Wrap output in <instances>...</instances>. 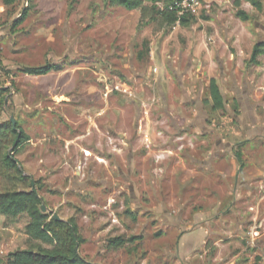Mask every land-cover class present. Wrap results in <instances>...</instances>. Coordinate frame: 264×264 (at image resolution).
<instances>
[{"label": "rangeland", "instance_id": "rangeland-1", "mask_svg": "<svg viewBox=\"0 0 264 264\" xmlns=\"http://www.w3.org/2000/svg\"><path fill=\"white\" fill-rule=\"evenodd\" d=\"M172 1L145 0L143 15L108 0H0V131L13 118L25 132L11 155L46 213L77 222L89 262L264 264V55L250 63L264 0H208L184 27L158 14ZM45 64L57 69L20 72ZM10 182L0 175L2 189L29 188ZM28 222L0 217V264L49 247ZM118 237L135 240L110 248Z\"/></svg>", "mask_w": 264, "mask_h": 264}, {"label": "trees", "instance_id": "trees-1", "mask_svg": "<svg viewBox=\"0 0 264 264\" xmlns=\"http://www.w3.org/2000/svg\"><path fill=\"white\" fill-rule=\"evenodd\" d=\"M19 0H2L5 6H14ZM111 6H122L128 10H140L144 15L147 6L145 0H108ZM153 4H157L160 0H148ZM174 5L172 1L166 6L164 12H159L165 22L169 26L177 23L181 26H187L194 21V16H184L179 18L176 9L171 10ZM242 20L249 18L244 13H239ZM26 13L15 22V26H20ZM191 20V21H190ZM264 55V43L256 44L251 53L250 63L258 64V59ZM57 68L45 64L38 67H25L21 69V73L30 76H45ZM13 86L15 83H12ZM5 92L0 88V101ZM210 99L213 109L221 110L224 108V97L213 79L209 84ZM8 131H0V175L6 181L17 180L20 186H28L29 188L4 187L0 188V217L16 219L20 216H27L29 222L26 226L27 234L37 242L49 245L45 248L41 245L35 246L33 249L17 250L9 253L7 256V264H95L86 260L78 251L79 245L83 243L80 235L79 226L74 219L69 221H56L51 214L42 211L43 199L40 197L39 190L32 189L30 178L25 176L20 169V163L17 158L11 155L10 151H16L27 140L25 132L15 123L10 124ZM9 133V135H7ZM10 149V150H9ZM241 160V156L238 155ZM11 183V182H10ZM135 238L125 239L118 237L109 242V247L119 250L125 245L133 242ZM76 248H78L76 250Z\"/></svg>", "mask_w": 264, "mask_h": 264}, {"label": "built area", "instance_id": "built-area-1", "mask_svg": "<svg viewBox=\"0 0 264 264\" xmlns=\"http://www.w3.org/2000/svg\"><path fill=\"white\" fill-rule=\"evenodd\" d=\"M208 0H175L171 10L176 9L178 17L194 16L201 5H207ZM179 25V23H177Z\"/></svg>", "mask_w": 264, "mask_h": 264}, {"label": "crops", "instance_id": "crops-1", "mask_svg": "<svg viewBox=\"0 0 264 264\" xmlns=\"http://www.w3.org/2000/svg\"><path fill=\"white\" fill-rule=\"evenodd\" d=\"M237 159V162H238V164L240 165V167L242 166V156H241V160H239L238 159V156L236 157ZM235 163V162H234ZM263 174V172L261 171L260 173H259V175H256V176H261ZM257 178V177H256ZM255 179V177H253L252 179H244L245 181H244V183H247V182H249V181H251V180H254Z\"/></svg>", "mask_w": 264, "mask_h": 264}, {"label": "water", "instance_id": "water-1", "mask_svg": "<svg viewBox=\"0 0 264 264\" xmlns=\"http://www.w3.org/2000/svg\"><path fill=\"white\" fill-rule=\"evenodd\" d=\"M11 122L13 123V125H15L13 118L11 119ZM42 211H43L44 213L47 212V209H46V207H45L44 205L42 206ZM54 217H55V220H56V221H60V220H61L57 214H54ZM77 249H78V248H76V250H77Z\"/></svg>", "mask_w": 264, "mask_h": 264}]
</instances>
